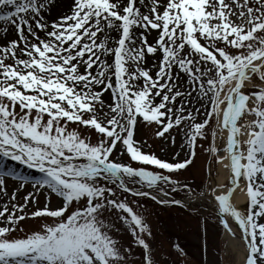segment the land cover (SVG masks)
Returning <instances> with one entry per match:
<instances>
[{
  "label": "snow or ice",
  "instance_id": "obj_1",
  "mask_svg": "<svg viewBox=\"0 0 264 264\" xmlns=\"http://www.w3.org/2000/svg\"><path fill=\"white\" fill-rule=\"evenodd\" d=\"M53 3L0 0V264H130L133 246L141 264H157L149 225L121 194L188 208L168 198L181 191L239 231L242 264H264V0H71L49 19ZM138 123L173 145L171 130L183 132L180 150L144 152ZM198 148L228 171L226 184L196 192L179 180ZM237 188L244 209L231 202ZM37 194L43 207L27 211Z\"/></svg>",
  "mask_w": 264,
  "mask_h": 264
},
{
  "label": "rangeland",
  "instance_id": "obj_2",
  "mask_svg": "<svg viewBox=\"0 0 264 264\" xmlns=\"http://www.w3.org/2000/svg\"><path fill=\"white\" fill-rule=\"evenodd\" d=\"M2 34V28H0ZM151 40V37H149ZM107 95V93L105 94ZM199 107V105H196ZM202 111V110H201ZM156 125H148L146 123H138L135 131V139L142 142L144 152L154 153L158 157L171 160L173 149L180 150V145L183 139V132L177 135V130H171L176 136V143L173 145L169 140L157 137L155 132ZM208 141L202 142L207 146L211 142V127L208 129ZM95 136L92 137L93 141ZM116 152L114 150V156ZM183 156V153H181ZM117 159H122L125 162L129 160L125 154L123 157L116 156ZM9 168L18 169L25 175L38 176L39 173L35 170H29L25 166L19 165L13 161H6ZM215 159L203 151L197 149V155L194 162L187 167V170H182L178 175L181 182H187L196 191H207L214 186L209 181L210 178H215L219 174L215 167ZM134 166L135 162H133ZM151 171H161L152 166H145ZM18 182L11 179L8 180V189L11 192ZM135 190L153 191V189H141L139 184L129 185ZM32 191L30 186L20 189L17 193V202L24 203L23 197L27 192ZM122 197H126L127 202L133 207L134 211L141 215L145 222L149 225L152 236L148 238L149 243L153 247L154 260L157 264H236V257L233 252L226 247L223 241V228L219 225L215 214L209 211V204L206 201H196L195 196L188 197L184 191L172 193L171 198L189 199L188 208H182L176 205H161L149 197H133L130 194L122 193ZM6 197L0 196V202L6 200ZM45 199L43 195L37 194L35 204L29 205L27 211L35 210L37 207H43ZM57 203V198L53 197L51 205ZM248 203V200H247ZM244 205V209L247 205ZM110 219L117 224L119 232L116 233L117 238H122L123 242L131 239V233L128 226L123 222L118 221L113 215ZM36 224L35 219H25L21 222V226L25 229L33 227ZM175 245L183 250L184 254L177 252ZM140 250L133 246V255L130 259V264H141Z\"/></svg>",
  "mask_w": 264,
  "mask_h": 264
},
{
  "label": "bare ground",
  "instance_id": "obj_3",
  "mask_svg": "<svg viewBox=\"0 0 264 264\" xmlns=\"http://www.w3.org/2000/svg\"><path fill=\"white\" fill-rule=\"evenodd\" d=\"M71 3V0H54V3L51 6V15L48 16L49 19H54L58 15H62L69 10V5ZM46 15H48L46 13ZM0 37H2V34L0 33ZM0 42H2V39H0ZM152 63V57H149V64ZM216 143L217 144H222V141L219 137V135L216 137ZM227 161H225L226 163ZM6 167H8L6 165ZM215 167L217 170V173L219 174L215 178H210L209 181L213 183L214 185L216 184H226L227 183V178H228V171L223 167L222 164L215 163ZM17 172H19L22 175H25L23 172L19 171L18 169H15ZM28 175V174H27ZM160 195V194H159ZM170 198V197H168ZM194 200L198 201H206L208 204H210L209 201H207L204 198H194ZM188 203L192 200L187 199ZM231 202L238 208L242 209L244 205L247 203V196L246 192L241 191L239 188H237L232 197H231ZM235 231H237V237L234 238L231 234H229L226 230L223 229V241L226 244V247L230 249L233 254L236 257V264H242L243 261V250H242V245L240 243L239 236L241 235L239 231L234 228Z\"/></svg>",
  "mask_w": 264,
  "mask_h": 264
}]
</instances>
